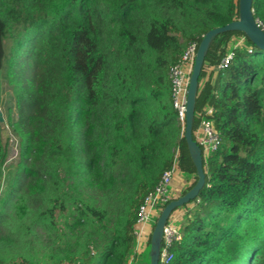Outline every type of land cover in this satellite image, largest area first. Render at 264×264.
Listing matches in <instances>:
<instances>
[{
	"label": "trees",
	"instance_id": "trees-1",
	"mask_svg": "<svg viewBox=\"0 0 264 264\" xmlns=\"http://www.w3.org/2000/svg\"><path fill=\"white\" fill-rule=\"evenodd\" d=\"M264 23V0H253ZM240 0H0V73L13 87L17 171L0 207V264H126L146 194L197 170L169 72L191 41L239 18ZM235 36L229 64L216 67ZM220 134L169 263L264 264V50L212 41L196 111ZM199 119L195 116L194 130ZM9 157L0 121L2 166ZM177 208V209H179ZM2 227L6 231H2Z\"/></svg>",
	"mask_w": 264,
	"mask_h": 264
},
{
	"label": "built area",
	"instance_id": "built-area-1",
	"mask_svg": "<svg viewBox=\"0 0 264 264\" xmlns=\"http://www.w3.org/2000/svg\"><path fill=\"white\" fill-rule=\"evenodd\" d=\"M257 22L259 26L264 29V23L259 19H257ZM245 41L246 38L244 36H235L226 50V55L221 59L220 63L215 68L212 66L207 68L208 70L210 69V73L213 70L216 77L218 70L226 67L233 58V48L244 45ZM198 47L199 43L197 41L189 42L179 61L171 66L169 72L173 106L177 110L178 119L184 125V128L186 125L188 87ZM213 114L214 107L210 104L203 106L200 111H196L195 114L199 119V123L194 130V137L202 149L205 160L212 151L218 148L221 141L220 134L212 119ZM180 159L181 150L178 146L175 149V158L172 168L163 172L154 189L146 194L144 200L140 204L137 211V218L133 226L135 243L126 264H136L141 259L140 257H145L156 225L155 222H157L164 207L171 200L177 198L174 194L173 182L176 173L180 169ZM176 210L169 216L164 227L160 253L161 263H169L173 259L174 253L171 248L174 243L180 241L183 236L181 228L182 220L179 215L176 214ZM135 255H137V258H135Z\"/></svg>",
	"mask_w": 264,
	"mask_h": 264
},
{
	"label": "water",
	"instance_id": "water-1",
	"mask_svg": "<svg viewBox=\"0 0 264 264\" xmlns=\"http://www.w3.org/2000/svg\"><path fill=\"white\" fill-rule=\"evenodd\" d=\"M229 31L244 32L250 41H252L258 48L264 50V29L259 26L257 19L254 16L253 0H240V14L238 19L225 25L212 28L203 36L197 50L193 71L190 77L187 96L186 125L184 129V136L188 144L190 155L196 167L198 178L195 185H193L191 189H189L185 194L171 200L162 210L161 215L157 219L151 237L150 264H160L164 227L169 216L177 208L190 203V201L198 197L201 189L206 183V170L202 149L194 137L196 102L199 94L200 76L210 45L214 38L219 34ZM0 121H4L1 110Z\"/></svg>",
	"mask_w": 264,
	"mask_h": 264
},
{
	"label": "rangeland",
	"instance_id": "rangeland-1",
	"mask_svg": "<svg viewBox=\"0 0 264 264\" xmlns=\"http://www.w3.org/2000/svg\"><path fill=\"white\" fill-rule=\"evenodd\" d=\"M6 73L7 72L5 70L0 73V110L3 113V117H4V121L2 122L3 123V138H4V142L7 144L8 149H9V157L7 161L5 162V164L2 166L0 207L3 203V200L5 199V195L7 194V191L10 188L12 178L17 171V166H18L17 161H18V154H19V149H20V139L15 134V132L12 130V128L7 122V117L9 115L10 110L12 112V117L14 119L17 118L18 112L16 108V101L14 98L13 87L8 82ZM181 126H182L181 132L182 134H184L185 128L182 123H181ZM180 170L183 171L182 169ZM183 172L187 173L188 171L185 170ZM188 173H191V172H188ZM2 231H6V229L2 227ZM150 248H151V242H150L149 247L147 248V251L144 257L147 260L148 264H150ZM135 258H137V255H135ZM140 258H143V257H140Z\"/></svg>",
	"mask_w": 264,
	"mask_h": 264
},
{
	"label": "crops",
	"instance_id": "crops-1",
	"mask_svg": "<svg viewBox=\"0 0 264 264\" xmlns=\"http://www.w3.org/2000/svg\"><path fill=\"white\" fill-rule=\"evenodd\" d=\"M212 70V69H211ZM211 75H213V70L210 73V69H207V75L206 78H209ZM215 77V74L213 75ZM196 177L194 173H184L180 169L175 175V179L173 182V189H174V194L176 197H179L184 194V192L194 183ZM192 204V206H191ZM194 203H190L188 207H193ZM186 212V208H179L176 210V214L179 215L181 220L183 219L184 215ZM65 264H70V263H65ZM136 264H148L147 260L145 258H141Z\"/></svg>",
	"mask_w": 264,
	"mask_h": 264
}]
</instances>
